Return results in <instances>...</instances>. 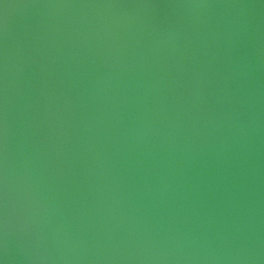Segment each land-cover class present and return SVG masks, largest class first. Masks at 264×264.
<instances>
[{"label": "water", "instance_id": "95a60500", "mask_svg": "<svg viewBox=\"0 0 264 264\" xmlns=\"http://www.w3.org/2000/svg\"><path fill=\"white\" fill-rule=\"evenodd\" d=\"M0 264H264V0H0Z\"/></svg>", "mask_w": 264, "mask_h": 264}]
</instances>
